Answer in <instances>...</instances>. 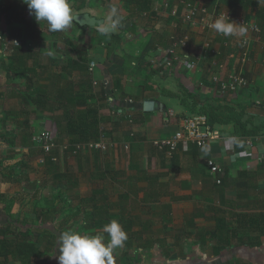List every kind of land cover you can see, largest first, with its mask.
Segmentation results:
<instances>
[{
  "label": "crops",
  "instance_id": "obj_1",
  "mask_svg": "<svg viewBox=\"0 0 264 264\" xmlns=\"http://www.w3.org/2000/svg\"><path fill=\"white\" fill-rule=\"evenodd\" d=\"M95 1L97 8L90 0L68 2L74 15L106 25L116 9L120 24L110 34L74 22L50 32L45 21L27 20L24 0H0V36L21 41H0V264H21L12 244L33 250L22 254L29 264H58L60 234H98L113 219L128 237L115 264H264V5L196 2L259 28L261 41L251 35L241 64L236 36L224 41L182 21L189 0H152L140 15L120 0ZM165 4L180 9L179 17ZM31 27L34 37L27 36ZM184 35L187 47L165 68L171 39ZM78 56L88 69L94 64L89 76L70 71ZM230 75L247 87L231 94L213 82ZM90 105L109 148L75 154L65 116L76 122ZM195 115L216 116L209 125L216 140L203 148L179 142L174 152L154 145ZM43 131L57 145L53 163L37 140ZM209 160L221 170L220 184Z\"/></svg>",
  "mask_w": 264,
  "mask_h": 264
},
{
  "label": "built area",
  "instance_id": "obj_2",
  "mask_svg": "<svg viewBox=\"0 0 264 264\" xmlns=\"http://www.w3.org/2000/svg\"><path fill=\"white\" fill-rule=\"evenodd\" d=\"M197 0H189L188 2L183 3V14H180V10L177 7L169 8L167 4L164 5V9H167V13L172 18H178L179 14L182 15V21L189 26L197 27L202 31L213 32L218 35L223 40H227L229 37L223 36L215 32L211 27L215 19L223 13H218L216 10L212 12L207 11L203 7H199L196 4ZM230 21H233L239 25H244L247 29L244 36H236L238 38V45L240 47L239 62L245 64L249 60V43L251 40V35H254L256 39L260 40V30L258 27L250 24L242 18L236 16L227 15ZM225 40V41H226ZM0 41L18 47L21 45V41L17 39H9L6 37L0 36ZM261 41V40H260ZM188 45V37L186 35L180 37H173L171 43L166 50L165 56L167 57L163 65L165 68H171L175 65L179 58L176 56V51L178 49H185ZM213 54L219 55L218 51H213ZM229 59L233 58V55H228ZM183 58H181L182 60ZM215 66L222 67L218 65L217 62L214 63ZM94 68V64L89 66V71L91 72ZM189 68L193 69L194 66L190 65ZM213 82L216 83L220 89L224 92L235 94L242 89H245L248 85L247 80L240 75H230L227 80H220L216 77H213ZM218 136L215 131L210 128L207 118L203 115H195L186 118L181 125L180 130L173 135L170 139L157 141L154 143L158 148H168L170 152H174L177 148L179 142L193 143L198 148H203L204 146L209 145L212 141L216 140ZM37 140L42 142L41 149L44 154L50 155L56 150V143L52 134L48 131L41 132ZM88 149L91 151L105 152L109 148V143L104 141L103 136L97 141L90 142L83 145H78L75 147V154L81 149ZM51 161H57L56 157H52ZM208 171L216 176V183H221V170L219 167L211 160L207 161Z\"/></svg>",
  "mask_w": 264,
  "mask_h": 264
},
{
  "label": "clouds",
  "instance_id": "obj_3",
  "mask_svg": "<svg viewBox=\"0 0 264 264\" xmlns=\"http://www.w3.org/2000/svg\"><path fill=\"white\" fill-rule=\"evenodd\" d=\"M26 3L29 14L34 15L38 22L45 21L50 32L66 31L77 19L68 0H27ZM257 3L264 5V0H257ZM116 15V9H112L108 18L111 23H100L98 30L101 34H110L119 26V18L114 19ZM211 27L226 37L244 36L247 31L244 25L230 21L227 14L216 18ZM105 233L109 237L107 243ZM127 239V233L115 219L94 235L66 230L58 237V264H115L114 252L123 247Z\"/></svg>",
  "mask_w": 264,
  "mask_h": 264
},
{
  "label": "trees",
  "instance_id": "obj_4",
  "mask_svg": "<svg viewBox=\"0 0 264 264\" xmlns=\"http://www.w3.org/2000/svg\"><path fill=\"white\" fill-rule=\"evenodd\" d=\"M101 1L106 2L109 0H101ZM120 2L123 5L122 6L123 10L128 12L130 15H140L142 13H147L151 10V5H152V0H120ZM222 2L228 3V0H222ZM35 31L36 30L31 27L30 30L28 31L29 33H27V36L34 37L35 36L34 33H36ZM110 37L111 39H117L119 42L120 36L111 35ZM64 41H66V43L68 44L70 42L68 39H64ZM69 64H70L69 66L70 71H72V69H78L82 76H89L90 71L87 66L86 58L78 56L77 62L70 60ZM31 100L37 106V108L41 110L43 109L42 107L39 106V99L36 96L33 97ZM85 103L82 102V104H85ZM97 113H98V108L90 105L87 107V109L84 111L83 114H79L76 117V120H75L76 122H74L72 118L65 116V118L68 119L69 125H68L67 133L70 137V141L72 144L71 147L69 148L70 151L74 150L75 147L78 145H85L89 142L97 141L100 138V135L102 134V132L100 131V126H99L100 122L97 117ZM215 117L216 116L207 115V122L209 125H212L214 123ZM227 121H228L227 118L223 120V122H227ZM52 157H55L54 153L47 155V162L53 163V161H51ZM11 246L12 248L15 247L14 252L16 255L19 256V262L21 264H29L30 259L27 257L26 259H24L22 254L28 253V252H31L30 254H32L33 250L23 251L21 246H18V245L14 246L13 244Z\"/></svg>",
  "mask_w": 264,
  "mask_h": 264
},
{
  "label": "water",
  "instance_id": "obj_5",
  "mask_svg": "<svg viewBox=\"0 0 264 264\" xmlns=\"http://www.w3.org/2000/svg\"><path fill=\"white\" fill-rule=\"evenodd\" d=\"M77 19L74 21L79 27H94L96 25H100L103 20H97L94 17H91L87 13L77 14L75 15Z\"/></svg>",
  "mask_w": 264,
  "mask_h": 264
},
{
  "label": "rangeland",
  "instance_id": "obj_6",
  "mask_svg": "<svg viewBox=\"0 0 264 264\" xmlns=\"http://www.w3.org/2000/svg\"><path fill=\"white\" fill-rule=\"evenodd\" d=\"M25 1V5L27 4L26 2H27V0H24ZM90 3H91V6H93L94 8H97V2L95 1V0H90ZM89 3V4H90ZM69 4H70V6H71V2H69ZM24 13H25V15H26V17H27V20H29V21H33V24H36L38 21L37 20H33L34 18H35V16H33V17H31L30 16V14H29V9L28 8H26L25 9V11H24ZM32 19V20H31ZM47 29H48V27H47ZM56 37H58V36H56ZM51 39V38H50ZM55 39H57V38H55ZM48 42H50L51 43V41L50 40H47Z\"/></svg>",
  "mask_w": 264,
  "mask_h": 264
}]
</instances>
